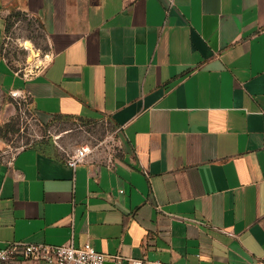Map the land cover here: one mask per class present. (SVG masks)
Wrapping results in <instances>:
<instances>
[{
  "label": "crops",
  "instance_id": "obj_1",
  "mask_svg": "<svg viewBox=\"0 0 264 264\" xmlns=\"http://www.w3.org/2000/svg\"><path fill=\"white\" fill-rule=\"evenodd\" d=\"M16 13L49 40L32 75L5 55ZM24 107L41 125L104 119L121 152L73 168L0 134V248L264 264V0H0V131Z\"/></svg>",
  "mask_w": 264,
  "mask_h": 264
},
{
  "label": "rangeland",
  "instance_id": "obj_2",
  "mask_svg": "<svg viewBox=\"0 0 264 264\" xmlns=\"http://www.w3.org/2000/svg\"><path fill=\"white\" fill-rule=\"evenodd\" d=\"M27 41L32 43V47H27ZM5 55L22 74L32 75L44 67L50 59L49 40L35 19L24 13L11 17L5 39ZM11 122L12 128L6 136L1 135L10 152L48 140L66 157L86 145L94 147L92 155L95 158L108 159L121 152L118 132L104 119L86 123L79 119H56L41 125L34 114L24 107Z\"/></svg>",
  "mask_w": 264,
  "mask_h": 264
},
{
  "label": "built area",
  "instance_id": "obj_3",
  "mask_svg": "<svg viewBox=\"0 0 264 264\" xmlns=\"http://www.w3.org/2000/svg\"><path fill=\"white\" fill-rule=\"evenodd\" d=\"M94 151L95 149L91 145L82 146L67 157V163L76 168L78 165L86 163ZM20 257L28 260H41L47 264H104L106 261L114 264H161L159 261L103 253L89 242L77 246L73 238L62 245L13 241L0 248V264H21Z\"/></svg>",
  "mask_w": 264,
  "mask_h": 264
},
{
  "label": "trees",
  "instance_id": "obj_4",
  "mask_svg": "<svg viewBox=\"0 0 264 264\" xmlns=\"http://www.w3.org/2000/svg\"><path fill=\"white\" fill-rule=\"evenodd\" d=\"M61 117H64L63 115H60ZM60 117V118H61ZM64 118H70V116H68V115H65V117ZM11 124H12V122H9V123H7L2 129H1V131H0V134L1 135H3V136H6V133L8 132V130H10L12 127H11ZM46 142L47 143H50V142H52L51 140H48V141H41V142H38V143H36L35 145H38L39 147H43L45 144H46Z\"/></svg>",
  "mask_w": 264,
  "mask_h": 264
},
{
  "label": "bare ground",
  "instance_id": "obj_5",
  "mask_svg": "<svg viewBox=\"0 0 264 264\" xmlns=\"http://www.w3.org/2000/svg\"><path fill=\"white\" fill-rule=\"evenodd\" d=\"M26 45H27L28 48L32 47V43L30 41H27Z\"/></svg>",
  "mask_w": 264,
  "mask_h": 264
},
{
  "label": "water",
  "instance_id": "obj_6",
  "mask_svg": "<svg viewBox=\"0 0 264 264\" xmlns=\"http://www.w3.org/2000/svg\"><path fill=\"white\" fill-rule=\"evenodd\" d=\"M104 264H114V263L110 261H106Z\"/></svg>",
  "mask_w": 264,
  "mask_h": 264
}]
</instances>
